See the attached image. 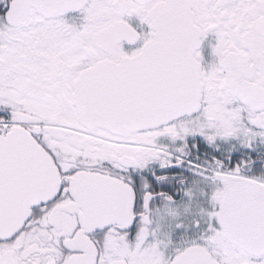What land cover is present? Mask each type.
Listing matches in <instances>:
<instances>
[{
  "label": "snow or ice",
  "instance_id": "1",
  "mask_svg": "<svg viewBox=\"0 0 264 264\" xmlns=\"http://www.w3.org/2000/svg\"><path fill=\"white\" fill-rule=\"evenodd\" d=\"M0 264H264V0H0Z\"/></svg>",
  "mask_w": 264,
  "mask_h": 264
}]
</instances>
